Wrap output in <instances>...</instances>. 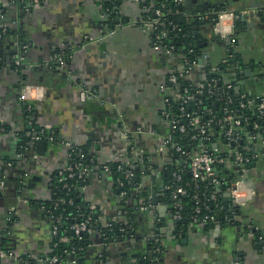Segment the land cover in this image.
<instances>
[{"label": "crops", "instance_id": "crops-1", "mask_svg": "<svg viewBox=\"0 0 264 264\" xmlns=\"http://www.w3.org/2000/svg\"><path fill=\"white\" fill-rule=\"evenodd\" d=\"M178 4L187 22H198V39L208 43L210 64L225 58V47L215 41L210 21L202 18L219 10L243 13L236 18L241 28L233 51L249 72L244 69L239 83L247 93L262 95L264 0ZM0 7V124L5 128L0 133V237L17 256L0 259V264H39L48 253L51 221L33 202L49 196L51 174L68 161L61 143L47 142L41 153L33 142L21 144L24 105L34 110L40 127L83 147L99 167L146 158L137 188L148 200L135 201L132 233L101 242L95 232L84 264H264V136L256 140L259 157L244 175L254 196L240 208L236 222L173 232L168 205L158 200L161 171L174 160L163 144L169 123L161 115L164 94L159 86L179 63L178 56L154 49V31L140 0H121L110 28L103 0H41L40 7L29 10L21 9L17 0H0ZM58 51L65 54L63 69L53 61ZM18 56L23 57L20 63ZM21 89L24 101L19 99ZM224 169L227 175L228 167ZM81 192L99 223L127 219L111 173L88 174ZM228 193L224 196L230 198ZM142 204L147 208L141 210ZM155 240L157 255L147 256L148 243Z\"/></svg>", "mask_w": 264, "mask_h": 264}, {"label": "trees", "instance_id": "trees-1", "mask_svg": "<svg viewBox=\"0 0 264 264\" xmlns=\"http://www.w3.org/2000/svg\"><path fill=\"white\" fill-rule=\"evenodd\" d=\"M120 1L121 0H103V5L107 13L105 23L109 28L114 24L115 12L117 11ZM28 2L29 0H17L21 9H24ZM141 4L147 9V14L150 18L155 16V9L160 10V18L164 19L167 23V34L163 39V42L167 46L173 45L175 47L174 55L178 56V63L183 62L185 58L189 61H197L199 59L201 52L205 49V42L203 39H198L200 38V35L197 32L199 27L198 22H187L186 19H184L182 7L174 0H143ZM213 16H215V14H213ZM173 25H175V28H172ZM240 28L239 20L235 19L234 35L239 33ZM6 33L7 30H5L3 36ZM155 33L156 32L153 34L154 36ZM195 41L197 42L196 44L194 43ZM189 49H191V52L188 51ZM231 51V59L227 62H220L217 66V71H209L208 68L210 67V64L207 65V67L205 66V68H207L205 72L206 80L210 81L215 78L220 79L222 82V85L216 86V92L218 94L208 93L206 91L207 87L203 88L202 94H196V91L199 89L197 85L198 83H195L194 80L185 79L180 76V68L172 67L171 70L176 76H178V81L181 87L185 86L190 92L195 93L194 102H198V105L194 106L190 104V106L186 108L189 111L196 109L199 112L200 120L205 121L210 117L208 111L215 114L216 118H222L224 117L222 108L227 107L228 113L249 118V124L245 125L246 133L253 132L256 127L260 129L258 130L260 135L264 136V132L262 131V129H264V115L262 118H259L257 117L254 108L238 107L239 101L246 102L249 99L248 93L241 87V84L238 81H233V88L229 89L224 87V82L231 80L229 75L232 73V60L236 55L233 50ZM58 53L63 56L65 55L63 52L58 51ZM235 58L239 59L238 56ZM200 74L201 73H199V75ZM262 96L264 97V93ZM236 109H238V111H236ZM23 110L25 111L24 117L26 119L25 131L32 133L41 129L42 127H40L34 118V110L32 108L27 110V105H24ZM214 131L218 132L216 127L214 128ZM24 132L20 136V142L22 145H25L28 140V137ZM54 132L56 133V131ZM192 133H194V130H190L188 134H182L176 131L173 134L172 140L177 145L182 146L185 150L192 152L197 145L196 142L190 139ZM81 150L84 154V158L80 160L78 157L73 156L70 160L71 163L79 161L86 163L90 158H94L93 155L87 152L83 147H81ZM241 151L245 153L246 148L244 149L241 147ZM116 164L117 163L111 164L110 172L115 182L118 177H121V174L115 170ZM144 165H146V158L144 157L140 162H135L134 177L131 179L130 184H127L124 188L126 196L122 200L121 205L123 206L122 210L125 211L127 219L124 220V218H121L109 221V225L99 223L98 214L83 198L81 187L84 185L86 177L78 178L77 175H74L71 178L65 177L63 180H59L57 170H55L51 174L48 183L49 196L46 199L33 202L38 208H41L42 212L47 216H49V214L53 215L54 218L61 216L60 220H53V223L57 225L58 230L56 235H52V237L50 236V248L48 253L44 256L49 257L57 255L62 260L63 264H68L72 259H75V264H84L85 251L88 244L92 242V235L95 232L99 234L101 242H110L114 239L122 238L131 234L133 229L130 223H133L132 217L136 205H138L140 199L145 202L148 200V194L137 188L138 177L140 176ZM214 170L215 174L212 176L202 175L200 179L193 180L185 163L177 164L172 160V162L161 171L160 177L162 188L159 191L158 200L168 205L171 219L176 212L181 215V220H173V232L175 235L181 232H186L191 225L201 224L207 226L213 223L223 226L234 224L236 222V217L240 213V208L233 206L232 200L224 196L229 188V178L224 174L225 169L223 166L218 165ZM173 172L179 174V180L172 175ZM215 178L221 181L219 185L212 182ZM177 186L186 189V194L180 195L177 200H173L171 199V190ZM194 195L198 198V203L195 202V199L193 198ZM135 201L137 202L136 205ZM176 203L180 204L181 207L179 208ZM197 207L199 208V212H196ZM233 212L236 214L235 217H233ZM204 214L213 215L215 217V222H202L200 218ZM184 220H186V222H184ZM82 221H87L88 227L91 231H84L75 235L70 226ZM157 247H159V243L156 240L149 242L146 251L147 256L149 253L152 254L153 257L157 255L155 251ZM0 249L10 250V248H7L5 245V240L1 237ZM141 262L142 264H148L145 260H141Z\"/></svg>", "mask_w": 264, "mask_h": 264}, {"label": "built area", "instance_id": "built-area-1", "mask_svg": "<svg viewBox=\"0 0 264 264\" xmlns=\"http://www.w3.org/2000/svg\"><path fill=\"white\" fill-rule=\"evenodd\" d=\"M141 2L143 0H140ZM177 4L182 0H174ZM41 0H29L25 10L30 8L40 7ZM4 9L0 7V19L3 18ZM215 14V16H213ZM243 13L235 12L232 10H219L213 12L212 14L205 15L204 18L199 17V19L210 20V26L214 38H216L217 43L224 44V50L226 53L225 58L220 62H227L231 59V50L235 47L236 38L234 35V20L237 16ZM154 17H148L149 24L155 33L153 47L155 50L159 51L164 55L175 54V47L173 45L167 46L164 44L163 39L166 37L167 29L166 22L164 19L160 18L161 12L159 9L154 10ZM213 16V17H212ZM210 18V19H209ZM172 28H175L173 25ZM4 29V28H3ZM3 29L0 30V35L3 33ZM197 43V42H196ZM195 43V44H196ZM207 41L205 42V47L207 46ZM191 52V49L188 50ZM234 52V51H233ZM236 57V55H235ZM233 58V70L231 73V80L224 82L225 88H233V81H240L244 75V65L240 59ZM23 60L22 56H18L16 59L17 63ZM54 64L57 68L63 69L65 65L64 56L61 54H56L53 59ZM208 62V63H207ZM219 62V63H220ZM218 63V64H219ZM208 53L206 49L201 52V55L197 61H189L184 59L183 62H179L180 76L185 79L194 80L198 83L199 89L196 94H202L203 88L207 87L206 91L211 94H218L216 92V86L222 85L220 79L213 78L208 81L205 77L206 69L205 66L209 65ZM218 64H210L208 68L209 71H217ZM243 65V66H242ZM199 73H201L199 75ZM242 73V74H241ZM197 74L199 77H196ZM263 76V75H262ZM264 79V76H263ZM219 82V83H218ZM242 87V86H241ZM160 91L163 95V106L161 109V115L169 123V132L163 138V144L167 146L173 155L174 161L177 164L185 163L189 169L191 177L193 180L200 179L202 175L212 176L215 174V167L220 165L228 167L229 178V196L232 200L233 206L237 208L243 207L253 196L254 189L249 186L245 179V171L249 164L253 163L258 157L259 153L256 151L254 144L258 140L260 133L259 128L254 129L253 132L246 133L245 125L249 124L248 117L238 116L237 114L228 113L227 107L222 108L224 117L216 118L215 114L208 111L210 117L205 121L200 120L199 112L195 109L193 111L187 110L186 107L191 105L197 106L198 102H194L195 93L189 91L185 86L181 87L178 76L172 70L169 71L166 79L159 86ZM24 90L21 89L19 99L24 101ZM220 95V94H219ZM249 99L246 102L239 101V108H254L257 113V117L262 118L264 115V97L259 94H249ZM174 106V108H173ZM27 109H30V105H27ZM238 111V109H236ZM217 128L218 132L214 131ZM190 130H194V133L190 135V139L197 143L195 149L190 152L185 150L182 146L177 145L173 140L174 132H179L182 134H188ZM5 131L4 126L0 124V133ZM138 131H140L138 129ZM264 132V129H262ZM28 140L26 145L31 142H36L39 140H46L50 143H61L67 148V163L57 169V175L59 180H63L65 177L71 178L77 175L78 178L86 177L96 171L111 172V165L104 164L100 167L97 166L94 158H90L88 162L83 163L81 161L76 163H71L73 156L78 157L80 160L84 158L81 147L76 146L68 141L61 140L59 136L50 128L42 127L35 132L26 133ZM246 141V142H245ZM242 148H246L245 153L241 151ZM20 154V153H19ZM21 155V154H20ZM134 162H127L122 164L118 162L116 164V172L121 174V177L116 179V186L119 191V196L123 200L126 196V191L124 190L127 184H130L131 179L134 177ZM234 174V175H232ZM173 176L179 180V174L177 172L172 173ZM215 184L219 185L221 181L217 178L213 179ZM169 188V187H166ZM186 194V189L181 186H177L171 190V199L177 200L180 195ZM193 198L195 202L198 203L199 200L194 195ZM180 208L181 205L176 203ZM147 204H142L140 206L141 210L147 208ZM196 212H199V208H196ZM233 217L236 214L233 212ZM61 216L54 218L53 215L49 214V219L51 221L50 236L56 235L58 227L53 223V220H60ZM173 220H181V215L176 212L172 216ZM200 220L204 223L215 222V217L213 215L204 214ZM109 225V224H108ZM72 232L78 235L84 231L90 232L87 221H82L80 223H74L70 226ZM13 258L17 259V256L11 250L0 249V259ZM71 264H75V259L70 261ZM39 264H63L62 260L57 255L53 256H43L39 259ZM107 264V263H105Z\"/></svg>", "mask_w": 264, "mask_h": 264}, {"label": "water", "instance_id": "water-1", "mask_svg": "<svg viewBox=\"0 0 264 264\" xmlns=\"http://www.w3.org/2000/svg\"><path fill=\"white\" fill-rule=\"evenodd\" d=\"M253 16H254V15L252 14L251 17H253ZM194 43H196V41H195ZM245 72L248 73V72H249V69L246 68V69H245ZM218 83H219V82H218ZM27 92H29V88H28V87H27V89H26V93H27ZM46 144H47V141H46V140H39V141H36V142L33 143V145H34L36 151L39 152V153L43 152V150H44L45 147H46ZM227 196H229V193L227 194ZM152 202H153V204H155V202H156V201H155V194H153ZM184 222H186V220H184Z\"/></svg>", "mask_w": 264, "mask_h": 264}]
</instances>
